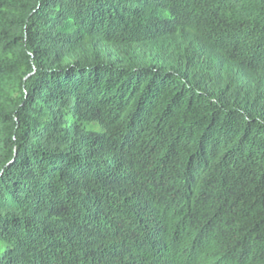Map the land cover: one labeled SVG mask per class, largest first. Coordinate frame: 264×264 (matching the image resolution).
I'll return each instance as SVG.
<instances>
[{
  "label": "trees",
  "instance_id": "1",
  "mask_svg": "<svg viewBox=\"0 0 264 264\" xmlns=\"http://www.w3.org/2000/svg\"><path fill=\"white\" fill-rule=\"evenodd\" d=\"M0 264H264V0H0Z\"/></svg>",
  "mask_w": 264,
  "mask_h": 264
},
{
  "label": "rangeland",
  "instance_id": "2",
  "mask_svg": "<svg viewBox=\"0 0 264 264\" xmlns=\"http://www.w3.org/2000/svg\"><path fill=\"white\" fill-rule=\"evenodd\" d=\"M200 55L203 56L207 67L212 71H218L222 76H234L239 82L250 84L253 81L252 77L242 73L240 70L224 63L216 54L200 50Z\"/></svg>",
  "mask_w": 264,
  "mask_h": 264
}]
</instances>
